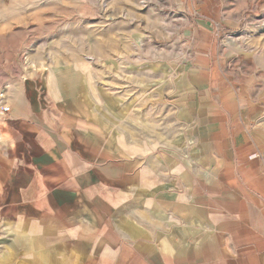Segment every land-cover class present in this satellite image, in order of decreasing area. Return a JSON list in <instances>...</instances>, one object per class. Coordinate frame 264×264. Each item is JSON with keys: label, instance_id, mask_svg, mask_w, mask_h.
<instances>
[{"label": "crops", "instance_id": "obj_1", "mask_svg": "<svg viewBox=\"0 0 264 264\" xmlns=\"http://www.w3.org/2000/svg\"><path fill=\"white\" fill-rule=\"evenodd\" d=\"M199 2L183 9L185 54L147 68L173 85L142 128L92 92L87 66L57 70L44 99L58 114L42 93L9 96L0 264H264V63L227 46L225 16Z\"/></svg>", "mask_w": 264, "mask_h": 264}, {"label": "rangeland", "instance_id": "obj_2", "mask_svg": "<svg viewBox=\"0 0 264 264\" xmlns=\"http://www.w3.org/2000/svg\"><path fill=\"white\" fill-rule=\"evenodd\" d=\"M187 1L0 0V104L12 111L9 96L42 93L45 107L58 114L44 99L63 86L67 76L57 70L87 66L92 92L106 93L119 109L133 107L138 126H146L148 101L155 103V118L161 117L158 105L173 85L170 73L148 76L147 68L157 58H181L187 51ZM199 1L218 6L225 16L227 46L264 63V0ZM161 125L156 122L155 132ZM156 134L147 140L139 133L140 145L162 146Z\"/></svg>", "mask_w": 264, "mask_h": 264}, {"label": "built area", "instance_id": "obj_3", "mask_svg": "<svg viewBox=\"0 0 264 264\" xmlns=\"http://www.w3.org/2000/svg\"><path fill=\"white\" fill-rule=\"evenodd\" d=\"M10 111H11V107L10 106L0 104V112L2 114H8V113H10Z\"/></svg>", "mask_w": 264, "mask_h": 264}]
</instances>
